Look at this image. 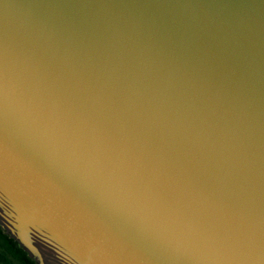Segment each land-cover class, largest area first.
<instances>
[{
  "label": "water",
  "instance_id": "obj_1",
  "mask_svg": "<svg viewBox=\"0 0 264 264\" xmlns=\"http://www.w3.org/2000/svg\"><path fill=\"white\" fill-rule=\"evenodd\" d=\"M0 227L37 264H264V0H0Z\"/></svg>",
  "mask_w": 264,
  "mask_h": 264
},
{
  "label": "trees",
  "instance_id": "obj_2",
  "mask_svg": "<svg viewBox=\"0 0 264 264\" xmlns=\"http://www.w3.org/2000/svg\"><path fill=\"white\" fill-rule=\"evenodd\" d=\"M0 264H37L20 245L0 227Z\"/></svg>",
  "mask_w": 264,
  "mask_h": 264
}]
</instances>
